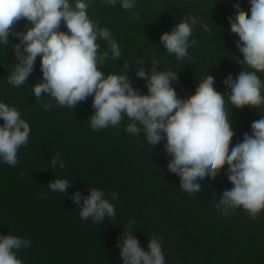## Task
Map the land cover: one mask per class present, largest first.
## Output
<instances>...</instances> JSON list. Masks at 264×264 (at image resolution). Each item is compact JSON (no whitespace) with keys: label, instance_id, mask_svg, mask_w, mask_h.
Segmentation results:
<instances>
[{"label":"trees","instance_id":"16d2710c","mask_svg":"<svg viewBox=\"0 0 264 264\" xmlns=\"http://www.w3.org/2000/svg\"><path fill=\"white\" fill-rule=\"evenodd\" d=\"M86 2L89 18L111 31L122 52L117 61L109 53L100 65L105 75L124 74L128 61L133 87L147 94L146 81L135 74L141 66L135 60L142 57V66L150 71L156 59L157 70L177 72L173 87L182 99L194 94L199 81L211 75L215 89L224 94L236 133L232 146L242 142L245 133L251 135V124L264 116V105L233 107L228 86L222 82L250 70L239 63L243 59L236 44L239 38L231 33L228 20L235 16L237 3L248 11L249 0H134L131 10L121 8L119 0L115 7L104 0ZM133 13H139L140 19L133 20ZM189 15L198 18L190 40L199 43L188 49L189 56L178 60L167 53L160 36ZM199 19L211 32L201 28ZM26 26L31 27L21 20L15 30L24 31ZM60 30L67 31L63 23ZM97 42L101 54L107 51L108 42ZM17 43V37L9 36V45L0 44V102L18 109L31 132L27 146L18 150L15 167L0 158V235L31 240L30 247L16 252L22 264H123L117 242L122 243L120 237L130 221H135L132 234L145 250L149 238H162L165 264H264V211L255 220L242 208L225 216L213 203L233 187L227 165L215 179L197 181L200 192L188 194L180 188V178L167 168L171 157L164 148L166 141L151 146L143 132L139 137L127 133V118L118 126L92 130L91 96L74 109L58 106L46 93L38 101L32 85L42 80L40 57L25 84H9V70L17 63L12 45ZM258 75L264 83V73ZM45 103L52 107L43 108ZM57 152L63 169L50 167ZM53 179L70 182L65 193L49 189ZM93 187L103 190L114 205L115 218L106 217L100 224L80 218L71 196L79 191L86 197ZM111 192L119 198L112 200Z\"/></svg>","mask_w":264,"mask_h":264},{"label":"clouds","instance_id":"9594fccd","mask_svg":"<svg viewBox=\"0 0 264 264\" xmlns=\"http://www.w3.org/2000/svg\"><path fill=\"white\" fill-rule=\"evenodd\" d=\"M104 2L117 5V0ZM119 5L124 10L136 6L134 0H119ZM89 7L86 0H0V44L9 45V36L19 39L12 45L17 63L10 68L7 82L14 87L25 84L40 57L42 80L32 85L38 101L46 93L58 106L74 109L91 96L92 130L118 126L127 118V133L139 137L143 132L151 146L166 141L164 148L171 157L167 168L180 178V188L190 195L201 191L197 181L215 179L227 165L226 175L233 187L224 190L218 203L213 200L215 208L225 216L242 208L255 220L264 211V116L251 124V135L245 133L242 142L232 146L236 133L228 118L224 94L215 89L213 76L207 75L194 94L182 99L173 87V81H178L177 72L157 70L156 59H152L150 71L142 66V57L135 60L141 65L135 74L146 81L147 94L133 87L127 74L128 61L123 66L124 74L105 75L100 65L109 59V53L117 61L122 52L111 31L89 18ZM234 8L235 16L228 17L230 31L239 38L236 44L243 56L239 63L250 70L239 72L235 78L229 75L222 82L228 86V100L233 107L258 109L264 105V83L258 75L264 73V0H249L248 11L238 3ZM132 19L139 20V13H133ZM21 20L31 27L16 31ZM62 23L67 31L60 30ZM197 23L198 18L189 15L163 33L160 42L167 53L178 60L189 56L188 49L199 43L190 40ZM199 23L205 32H211L202 19ZM99 39L108 42L102 54ZM42 107L50 109L52 105L45 103ZM0 120V158L15 167L18 150L27 146L31 128L18 109L3 102ZM57 165L64 168L59 152L51 159L50 167ZM69 186L67 179H53L48 184L51 191L60 193ZM110 196L112 200L119 198L116 192ZM71 199L79 206L82 220L92 218L100 224L106 217L116 216L103 190L93 187L86 197L77 191ZM134 224L129 222L120 237L122 243L117 242L123 264H165L162 238H149L145 250L132 234ZM30 246L29 239L0 235V264H22L16 252Z\"/></svg>","mask_w":264,"mask_h":264}]
</instances>
